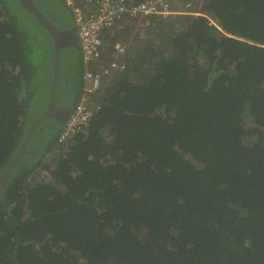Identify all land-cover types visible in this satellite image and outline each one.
Returning <instances> with one entry per match:
<instances>
[{
	"label": "trees",
	"instance_id": "obj_1",
	"mask_svg": "<svg viewBox=\"0 0 264 264\" xmlns=\"http://www.w3.org/2000/svg\"><path fill=\"white\" fill-rule=\"evenodd\" d=\"M183 1L201 11L161 34L168 55L156 39L174 20L148 16L154 36L82 131L57 144L56 123L34 155L35 126L4 183L0 264H264V0ZM43 35L0 0V177L39 87L47 105Z\"/></svg>",
	"mask_w": 264,
	"mask_h": 264
},
{
	"label": "built area",
	"instance_id": "obj_2",
	"mask_svg": "<svg viewBox=\"0 0 264 264\" xmlns=\"http://www.w3.org/2000/svg\"><path fill=\"white\" fill-rule=\"evenodd\" d=\"M72 7L80 56L83 65L82 90L65 124L56 138L57 144L82 131L91 116L100 108V92L108 80L126 67V44L117 40L109 60L104 57V33L117 32L119 28L148 16L167 18L175 14H199L190 3L179 9L172 8L170 0H86L85 7L74 0H65ZM117 30V31H116Z\"/></svg>",
	"mask_w": 264,
	"mask_h": 264
},
{
	"label": "rangeland",
	"instance_id": "obj_3",
	"mask_svg": "<svg viewBox=\"0 0 264 264\" xmlns=\"http://www.w3.org/2000/svg\"><path fill=\"white\" fill-rule=\"evenodd\" d=\"M4 1L6 4V7L8 9H10L14 15H16L17 17H19L21 19V24L30 32L31 35H35V37H36L38 30H40L41 33L44 34L43 37H41L38 40V42L40 44H45L46 47H43L44 45L38 44L40 46L39 52H42V58H41V61L37 62V65H38V68L43 73L46 74L47 70H48L47 66L49 65V59H50L48 54H50L52 52V47H53L51 36L45 31L44 28L40 27L38 22L33 18V16H31L27 12V10L25 11V9H23L21 7L20 0H4ZM31 1L42 12V14L46 18L50 19L54 23V25L56 27H58V28H65L66 26L75 27L74 20H73L72 8L67 7L64 3V0H58V1L57 0H31ZM76 3L77 2H75V4ZM170 3H171L172 8L177 10L181 6H183L184 1L183 0H170ZM192 6H195V5L192 4ZM22 9L24 10L25 13L22 11ZM197 9H199V11H201L199 6L197 7ZM21 14H25L27 16L28 20L22 19ZM176 16H179V14H175L174 16L173 15L169 16L170 18L167 17L171 21L174 20V22H166V23L162 24V26H163L162 31H161V33H159L160 35L156 39V44L158 46H160V48H161L160 52H164L163 53L164 55L162 53H160L163 56L168 55L169 50L167 47H163V43H162L163 41H162L161 34L163 35V34H165V31L172 30L173 28H175L178 31H182L181 29L183 28V22H184L183 18L180 17L179 19H175ZM164 21H166V20H164ZM178 21H181V22L179 23ZM210 22L213 23L214 25H217V23L215 21H213L212 19ZM133 23L134 22H132L130 25H125L124 29H121L118 34L117 33L113 34V37H111L114 39L112 43H109V42L106 43L107 48L112 52L114 49L113 46L117 40H120L121 42L125 43L128 47L126 49L129 52L128 53V61L130 58H132V59H133V57L136 58V56L138 54L137 50L142 49L143 46L146 45V43H147L146 41L149 38H151L152 36H154V33L149 32V30H152L153 28H149L150 24L149 25L147 24L146 26L145 25L143 26V30L141 33L139 31L136 32L135 36H137L138 38L132 40L131 37L133 36V31H134V28L132 27V25H135ZM142 33L144 34V36L142 35ZM115 37H117V38H115ZM43 52H46V55H44ZM77 54H79V51L69 50V52H68L67 48L62 49L60 52V64H59V69H58V77L56 80V104L58 106L68 105V107H69L70 105L75 103L74 97H73L72 93L70 92V88L72 87V85L69 81L71 79H74L73 85L78 81L76 78L79 75V72L77 71L76 63L72 61L76 58ZM103 59L104 60L107 59V57L105 56V52H104ZM126 65H127V62H126ZM130 65H131V63H130ZM71 67H73L72 73H70V70H69V68H71ZM44 91H45V89H44ZM43 96H44V92L42 91V87H39L36 90V94L34 95V99L32 100V102L29 106V109H28V113H29L31 118L34 117L33 114L35 116L36 115L38 116L42 112L41 107L44 103ZM70 107H72V106H70ZM47 121L51 122V119L48 118ZM57 126H58V124H56L55 127H57ZM48 129L49 128L44 123H42L41 129L39 128V124L37 125V130L35 132L38 133V135L34 136V138H32L30 143L28 144L27 150L29 152L33 153L34 155L42 153L43 148H44L42 145V141H47L46 138L49 137V133L47 131ZM36 133H34V135ZM45 134H47V135H45ZM63 150L64 149L61 148L58 150V152L63 151ZM55 151L56 150H54L52 153L49 152L47 155L48 158L46 157L44 160L47 161L48 159H50V157L53 156Z\"/></svg>",
	"mask_w": 264,
	"mask_h": 264
},
{
	"label": "water",
	"instance_id": "obj_4",
	"mask_svg": "<svg viewBox=\"0 0 264 264\" xmlns=\"http://www.w3.org/2000/svg\"><path fill=\"white\" fill-rule=\"evenodd\" d=\"M21 7L27 10L38 24L45 29V31L52 38V75L50 80L49 94L46 100V108L40 113V115L30 125L27 135L25 136L20 149L18 150L14 159L10 162L8 167L2 173L0 177V202L4 204V183L10 174V171L17 163L19 158L26 154V145L30 140V137L34 131L36 125L42 122L44 119L51 118L56 123L63 125L65 124L71 109L64 106H58L56 104V80L59 68V57L60 52L64 48H70L72 50L80 51L78 44L76 28L66 26L65 28L56 27L48 18H46L42 12L33 4L31 0H20ZM200 7V6H199ZM51 62V60H50ZM51 67V65H50Z\"/></svg>",
	"mask_w": 264,
	"mask_h": 264
},
{
	"label": "crops",
	"instance_id": "obj_5",
	"mask_svg": "<svg viewBox=\"0 0 264 264\" xmlns=\"http://www.w3.org/2000/svg\"><path fill=\"white\" fill-rule=\"evenodd\" d=\"M75 2H77L76 3V5H81V6H83V7H85L86 5H87V2H86V0H75ZM133 24H135V25H132V27L134 28V31H133V36L131 37V39L132 40H134V39H136V38H138L137 36H135V34H136V32L137 31H139L140 33L142 32V30H143V26L145 25H149V28H153L154 26H155V23H151L149 20H148V18L147 17H145V18H142V19H138V20H136V21H134V23ZM121 29H124V27L122 26L121 28H119V30L117 31V32H112V33H104V37H103V41H104V52H105V56L107 57V59H105L106 61L107 60H109L110 59V57H111V54L110 53H112V51H110L108 48H107V45H106V43H112L113 42V38H111V37H113V34H118L119 32H120V30ZM142 35L144 36V34L142 33ZM115 38H117V37H115ZM129 42V41H128ZM126 48H128L127 47V45H126ZM141 50H137V52L139 53ZM127 53L125 54V57H124V59H125V61H127V59L128 58H126V57H128V51H126ZM78 55H80V53L78 54ZM112 78L113 77H111L109 80H108V82H107V84H109L110 82H111V80H112ZM78 98H79V96H78ZM77 102V101H76ZM72 107H73V105H71Z\"/></svg>",
	"mask_w": 264,
	"mask_h": 264
},
{
	"label": "flooded vegetation",
	"instance_id": "obj_6",
	"mask_svg": "<svg viewBox=\"0 0 264 264\" xmlns=\"http://www.w3.org/2000/svg\"><path fill=\"white\" fill-rule=\"evenodd\" d=\"M58 1V0H57ZM50 20V19H49ZM51 21V20H50ZM52 22V21H51ZM53 23V22H52ZM54 24V23H53ZM72 50V49H70V48H67V51L69 52V50ZM65 51V50H64ZM82 63V62H81ZM69 70H70V73H72L73 72V67H71V68H69ZM57 77H58V73H57ZM80 78H82V74H81V77ZM70 79V78H69ZM82 86H83V82H82ZM61 106H64V107H66V108H70V109H72L70 106L68 107V105H61ZM49 119H51V118H49ZM48 120V118L47 119H44L42 122L45 124V125H47V127L49 128V130L50 131H52L54 128H55V121L54 120H52L51 119V122L49 121H47Z\"/></svg>",
	"mask_w": 264,
	"mask_h": 264
},
{
	"label": "clouds",
	"instance_id": "obj_7",
	"mask_svg": "<svg viewBox=\"0 0 264 264\" xmlns=\"http://www.w3.org/2000/svg\"><path fill=\"white\" fill-rule=\"evenodd\" d=\"M64 3H65V5L67 6V7H70V8H72L71 6H69V5H67L66 4V2H65V0H64ZM75 3V2H74ZM68 27V26H67ZM79 53H80V51H79ZM81 57V56H80ZM82 62V61H81ZM83 75V74H82ZM72 110V109H71Z\"/></svg>",
	"mask_w": 264,
	"mask_h": 264
}]
</instances>
